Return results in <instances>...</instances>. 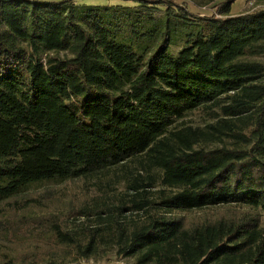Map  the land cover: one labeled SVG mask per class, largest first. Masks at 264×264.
Returning a JSON list of instances; mask_svg holds the SVG:
<instances>
[{"label":"trees","instance_id":"1","mask_svg":"<svg viewBox=\"0 0 264 264\" xmlns=\"http://www.w3.org/2000/svg\"><path fill=\"white\" fill-rule=\"evenodd\" d=\"M125 1L0 0V205L35 202L43 181L105 199L75 228L32 218L45 249L0 264H264V8Z\"/></svg>","mask_w":264,"mask_h":264},{"label":"rangeland","instance_id":"2","mask_svg":"<svg viewBox=\"0 0 264 264\" xmlns=\"http://www.w3.org/2000/svg\"><path fill=\"white\" fill-rule=\"evenodd\" d=\"M59 1V0H54ZM175 4L182 5L187 11L197 17H211L216 14L217 6L224 0H214L206 6H197L189 0H173ZM74 3H84L92 5H120L126 7H133L135 4L131 1L125 0H74ZM264 8V4L255 2L253 0H234L231 4L230 14L237 15L248 11H253L258 8ZM161 15V13H157ZM196 21V20H195ZM198 22V21H197ZM177 35L175 44L170 47V52L176 54L184 44L183 28L177 24ZM182 31V32H181ZM186 122H191L194 125H203L206 120L200 115L190 114L185 118ZM52 181H43L31 184L27 190L35 194L41 195L42 198L37 199L27 205L24 200H18L16 203H5L0 205V260L3 255L18 256L26 254L29 249H33L36 245V250L41 252L49 243L46 239V234L36 238H29L28 234L33 235L37 233L35 226L38 224L37 219L40 220V227L46 228L50 225L48 215L57 217L54 219L56 222H61L62 226L68 228H75L80 226L84 221L83 217L78 215L79 209L82 205L89 203L90 199L96 197L94 201L101 203L105 200L100 196L93 186H83L80 181L68 182L60 186H54ZM91 181H89V185ZM47 187L45 191L43 188ZM36 192V193H35ZM124 193L122 186L117 187L111 195L119 196ZM24 199V198H23ZM93 201V203H94ZM92 203V202H91ZM224 209H218L214 212L218 213ZM205 212V211H204ZM203 215V212L188 214L186 213L187 220H198ZM39 217V218H38ZM47 217V218H46ZM32 218H37L32 220ZM48 219V220H46ZM63 226V227H64ZM14 228L16 232L9 234L7 230ZM8 235V236H6ZM50 250L48 251V253ZM13 256V257H14ZM80 264H132L130 258H119L114 252H109L99 255H94L87 260H83Z\"/></svg>","mask_w":264,"mask_h":264}]
</instances>
